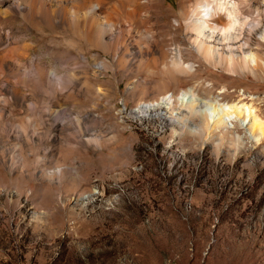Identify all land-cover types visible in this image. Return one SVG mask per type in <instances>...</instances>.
Here are the masks:
<instances>
[{"label": "rangeland", "instance_id": "1", "mask_svg": "<svg viewBox=\"0 0 264 264\" xmlns=\"http://www.w3.org/2000/svg\"><path fill=\"white\" fill-rule=\"evenodd\" d=\"M235 1L246 16L264 0ZM100 2L107 23L151 30L193 69L122 75L69 31L2 25L62 86L31 83L22 102L0 77V264H264V137L250 126L252 115L264 122V39L250 34L259 68L215 67L184 34L195 0ZM136 77L149 88L130 89ZM190 89L201 110L205 99L219 115L238 102L243 116L206 128L187 108L137 107ZM19 128L34 137L17 141Z\"/></svg>", "mask_w": 264, "mask_h": 264}, {"label": "bare ground", "instance_id": "2", "mask_svg": "<svg viewBox=\"0 0 264 264\" xmlns=\"http://www.w3.org/2000/svg\"><path fill=\"white\" fill-rule=\"evenodd\" d=\"M101 2L100 0H0V77L5 76L15 83L10 86V95L24 102L25 88L31 87V83H42L54 94H59L62 86V76L56 70H46L37 64L34 58L29 57L28 46L20 45L16 37H11L9 32L3 30L4 23L8 24L14 20H21L24 25L28 24L35 28L45 25L53 31L54 29L69 31L71 37L81 41L87 50L102 51L109 58L114 70L122 71V75L126 69L137 73L144 70L150 75L158 71L160 73L168 71L173 75L188 74L192 71L193 65L183 59L179 45L176 46L175 52L164 50L158 45L157 35L139 24L135 27L128 26L126 29L127 21L124 19L107 23L104 19L107 14L105 13L106 16L103 17L104 9L102 11L101 4H98ZM263 9L264 1L261 5L255 6L254 13L242 16L235 0H195L192 8L185 13L179 12L183 13L180 17L184 26L189 28L184 34L199 57L215 67L251 71L260 67L258 62L261 59L259 53L261 45L256 43L255 47L251 48L250 34L264 39V22H262L264 18H261L260 14ZM94 64L101 69L104 67L102 61ZM7 78L6 82L9 81ZM128 85L133 90L138 88L145 91L149 88L146 83L139 81L138 77ZM194 97L192 89L177 94L165 93L155 95L151 100H140L137 107L141 112L168 110L171 115L176 109L185 111L187 108L194 115L200 113L206 128L210 119L212 120L210 127L219 128L225 126L226 119L231 114L242 115L238 102L228 105L227 110L219 115V104H216L214 99H205L201 110V105L198 108V102H195ZM246 112L250 116L249 109H246ZM2 115L0 111V117ZM182 117L183 115L178 118L183 119ZM250 126L253 130H259L264 137V122L252 115ZM5 127L3 130L8 133L9 130ZM27 134L19 128L16 130L15 138L17 141H29L34 137ZM15 153V149L12 150V158Z\"/></svg>", "mask_w": 264, "mask_h": 264}]
</instances>
